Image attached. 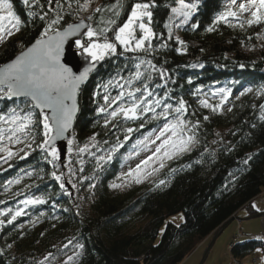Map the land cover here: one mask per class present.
Returning a JSON list of instances; mask_svg holds the SVG:
<instances>
[{
  "label": "trees",
  "instance_id": "trees-1",
  "mask_svg": "<svg viewBox=\"0 0 264 264\" xmlns=\"http://www.w3.org/2000/svg\"><path fill=\"white\" fill-rule=\"evenodd\" d=\"M10 2L13 10L29 22L8 39L6 48L5 45L0 48V60L7 58L5 51L8 56L15 55L21 43L34 42L43 26L38 18L33 21L28 17L30 9L23 0ZM112 2L92 0L91 7ZM133 2L125 0L127 8L118 24L126 20ZM157 3L152 24L156 38L152 43L158 50L149 59L165 70L170 78L168 90L174 98L185 100L187 119L193 123L199 120L200 143L190 153L171 161L154 184L133 186L123 192L111 190L110 185L120 171L125 148L98 171H95V157L84 155L79 164L84 171L78 172L76 181L88 177L91 180L83 186L95 184L86 211L80 208L79 192L74 189L69 190L70 195L62 192L51 176V166L42 160L38 150L25 159H20L24 154H19L0 170V210H15L29 196L42 197L47 203L29 206L27 214L11 225L6 223L10 215L0 217L5 221L0 226V264H38L49 253L52 257L46 262L63 255L59 264H64L68 257L73 258L70 264H181L198 245L214 236L264 192V109L259 107L264 104V95H256L264 85V23L248 26L233 18H229V23H213L217 13L227 9L230 0H199V11L194 17L199 28L173 29L174 21L170 19L173 0H157ZM165 24L169 27L165 28ZM209 27L213 31L209 32ZM175 34L185 42V54H177L175 49L180 45ZM161 44L167 47L159 48ZM116 64H123V59L102 61L82 87L79 113L70 134L76 147L86 146L93 134H98L97 141L115 142L111 125L103 127V117L94 111L103 100L97 97V103H93L92 98L97 85L114 74ZM154 79L163 83L158 80V74ZM249 86L253 91L240 95ZM220 88L231 90L226 109L213 111L199 104L204 95ZM100 91L103 94V89ZM154 124L146 125V130ZM133 135L139 137L141 132ZM120 138L123 140L122 133ZM249 156L250 163L243 165V159ZM76 158L79 159V154ZM196 160L201 162L197 164ZM189 164L191 167H186ZM58 167L63 170L62 164L58 163ZM173 168L177 169L174 177L170 174ZM17 177L18 184L6 187L8 180ZM161 179L167 183L155 187ZM178 213L184 217L180 225L164 226L169 217ZM260 237L232 243V260L239 263L256 251L264 257V236Z\"/></svg>",
  "mask_w": 264,
  "mask_h": 264
},
{
  "label": "snow or ice",
  "instance_id": "snow-or-ice-1",
  "mask_svg": "<svg viewBox=\"0 0 264 264\" xmlns=\"http://www.w3.org/2000/svg\"><path fill=\"white\" fill-rule=\"evenodd\" d=\"M23 3L30 9L28 17L33 21L38 18L43 26L34 42L30 45L21 43L15 55L8 56L5 51L7 58L0 60V153L6 154L0 156V161L7 163L20 152L24 153L20 159H25L32 151L38 150L42 160L51 166V176L58 182L59 188L64 194L70 195L66 183L77 187V181L72 179L75 170L69 168V178L65 181L58 167V162H63V149L58 142L66 139L68 152L73 151V139L67 138V134L79 111L82 87L98 65L111 58H122L123 64L115 65L114 74L97 85L92 98L93 103H97V97L103 100L102 104L97 103L94 111L98 117H103V127L109 128L111 125L110 132L116 137L114 143L108 139L97 141L98 134L90 137L91 147L96 149V153H101H90L99 168L102 169L106 161L129 143V155L149 151L150 146L155 145L154 151L126 174L140 184L147 175L164 168L165 161L190 153L200 143L199 120L193 123L187 119L188 106L185 100L182 97L174 98L168 90L170 78L165 70L149 59L153 51L158 50L153 48L152 43L156 38L152 24L153 9L158 7L157 0H135L122 24H118V20L127 8L125 0H113L107 6L95 8H91L92 0H23ZM198 11L199 0H173L170 19L176 28L190 26L196 30L200 26L199 21L194 20ZM245 13L250 16L246 20L248 26L264 23V0H230L227 9L219 11L213 23H229V18L235 19ZM28 22L13 10L10 0H0V45L6 48L8 39L21 32L22 25L26 27ZM164 26L169 27L167 24ZM207 30L211 32L213 28ZM168 38H172L171 30ZM176 43L180 45L175 49L177 54H185V42L176 37ZM165 47L166 44L159 46ZM157 74L158 80L163 83L154 79ZM100 89H103V94ZM200 91L197 89V92ZM252 91L253 88L249 86L240 95ZM217 95L220 97L219 103L210 104L205 98L199 100V104L216 111L229 100L231 90L220 88L218 93L213 91L212 96ZM256 95H264V85ZM259 107L264 109V104ZM204 119L208 120V117ZM153 122L154 126L146 130V125ZM133 124L137 126H131ZM135 132H141V136L134 137ZM121 133L123 140L120 138ZM15 145L24 147L14 152L9 146ZM102 145L109 146L103 148ZM88 150L86 145L79 152ZM204 151L207 152V149ZM251 159V156L243 159L242 164L248 165ZM200 162L195 161L197 164ZM157 163L158 167H151ZM149 167L151 171H147ZM186 167H191V164ZM79 171L83 172V167ZM176 172L177 169H170L172 177ZM27 174L30 176L31 172ZM85 179L88 177L78 182L83 183ZM19 182V177L8 180L6 187ZM166 183V179H161L155 187ZM89 187L94 188L95 184H89ZM111 187L121 185L113 184ZM45 203L47 201L42 197L29 196L21 200L15 210H0V217L10 215L6 223L11 225L18 217L27 214L29 206ZM4 224L5 221L0 219V226ZM50 257L52 253L38 261V264H45ZM72 259L68 257L64 264H70Z\"/></svg>",
  "mask_w": 264,
  "mask_h": 264
},
{
  "label": "rangeland",
  "instance_id": "rangeland-1",
  "mask_svg": "<svg viewBox=\"0 0 264 264\" xmlns=\"http://www.w3.org/2000/svg\"><path fill=\"white\" fill-rule=\"evenodd\" d=\"M246 2V0H245ZM97 6L91 7V8H95ZM235 10H238L235 9ZM84 15H87V13H84ZM99 15V14H98ZM250 18V16L245 13L243 15L238 16L237 18H235L236 20H242L244 22H246V20ZM175 26H173L172 28L174 29ZM16 35H14L13 37H15ZM175 37H177V34L174 35ZM11 37V38H13ZM10 39V38H9ZM153 42V41H152ZM3 45H0V48ZM213 91H216L217 93L219 92V89H215L212 90L211 93L207 96L204 95L205 97H202V99L207 98L210 104H217L219 103V95H217L216 97L212 96ZM228 101L219 109H217V111L226 109L225 106L227 105ZM206 109H211V108H206ZM212 110V109H211ZM144 134H147V132H145ZM140 137V136H139ZM71 138V136L69 137ZM91 141L88 142L87 146H88V151L81 153L79 152L80 148L83 147H76L75 144L73 143L72 145V149L73 151L71 153L68 152V145L66 142V155L64 158V161L60 164H62V171L64 174V179L65 181L68 180V172H69V168H72L75 170V173L72 177L73 180L76 181V179H78V172L81 173L79 170L81 168L80 164V160L82 159V157L84 155L90 154L91 152L93 153L95 151V148L91 147ZM134 143V141L132 142ZM159 143V142H157ZM11 148L12 151L16 152L19 148L24 147L23 145H15V146H9ZM155 145L150 146V150L149 151H141L139 152V154H133V155H129V151L131 150V143H129L128 145H126V150H125V154L122 155L121 157V165H120V171L118 172L115 181L113 183H111V185L113 184H117V185H121V187H117V188H112L110 185L111 190L115 191V192H123L125 190H127L130 187L133 186H139V185H149V184H154L155 181H157L159 175L161 173H163L164 169L167 167V165L173 161L172 160H167L165 161V167L162 169H159L158 172H155L151 175H147L146 178L143 179V182L140 184H137L135 182L134 179H132L131 177H127L126 174L129 171V169H135L136 165L140 163L141 160H143L146 156L150 155L152 151H154ZM123 149V148H122ZM121 149V150H122ZM26 151H28L27 149H25ZM24 154L23 152L19 153ZM79 154V159L76 158V155ZM6 155L5 153H0V156ZM19 156V155H17ZM14 156L13 158L17 157ZM12 158V159H13ZM113 158V157H112ZM8 160L7 163H3L2 161H0V170H3L4 168H6L9 164V162L12 160ZM108 162V161H106ZM64 165H67V167H65ZM86 165V164H85ZM95 166L97 167V169H95V171L99 169V167L97 166V163L95 164ZM158 163L155 165H152L151 167H158ZM151 167H149L147 169V171H151ZM93 177V176H92ZM91 177V178H92ZM83 177H80V179ZM91 179L87 180L85 179L83 183H79L77 182V187L73 188L71 186V184H67L68 189L71 191V189H74L76 193L79 192L78 197H79V205L80 208L84 211L88 210L89 207V203L91 201V192L93 188H90L89 186L85 185L83 186L84 183L90 181ZM83 186V189H82ZM249 210H240V215L237 216L238 219H244L247 218L248 215L246 216V214H248ZM264 218L263 217H259V218H254L251 220H244V221H233L226 229H224V231L218 236V238L215 240L212 248L210 249L208 256L204 262V264H237L236 262H234L230 256V248L232 246V243H236L238 240L244 239V238H254V237H260L257 236V232L262 231L263 228L261 227V220ZM184 220L183 214L182 213H178L175 214L171 217H169L166 222L164 223V226L167 223H172L175 225H180ZM242 226V227H241ZM247 233V234H246ZM244 234L248 235L245 236ZM261 234H263V232H261ZM238 235H241V238H237ZM252 236V237H251ZM212 237L204 240L200 245H198L196 247V249H194V251L181 263V264H200L201 260L203 259V256L206 253V250L209 246V244L212 241ZM260 239H262V237H260ZM63 259V255H57L54 259L50 260L49 262H45V264H59ZM253 259H257V263L256 264H264V257L262 256V254L258 251H256L253 255L247 257L246 259L242 260L241 263L242 264H253L251 263V261Z\"/></svg>",
  "mask_w": 264,
  "mask_h": 264
},
{
  "label": "water",
  "instance_id": "water-1",
  "mask_svg": "<svg viewBox=\"0 0 264 264\" xmlns=\"http://www.w3.org/2000/svg\"><path fill=\"white\" fill-rule=\"evenodd\" d=\"M81 70H82V68H81ZM78 113H79V111H78ZM78 113H77V115H76V117L74 118V121H73V126H74V123H75V120H76V118H77V116H78ZM72 129H73V127H72ZM72 129L70 130V133L69 134H67V138H69L70 137V134H71V131H72ZM66 142H67V140L65 139L64 141H60V142H58L59 143V145H60V147L63 149V161H64V158H65V155H66ZM264 216V213H261V214H254V215H251V216H248L247 218H244V219H238L236 216H234V217H232L225 225H223L217 232H216V234L213 236V238H212V241H211V243L209 244V246H208V248H207V250H206V253H205V255L203 256V259L201 260V262H200V264H204V262H205V260H206V258H207V256H208V253H209V251H210V249L212 248V246H213V244H214V242H215V240L218 238V236L224 231V229H226L233 221H244V220H251V219H254V218H259V217H263Z\"/></svg>",
  "mask_w": 264,
  "mask_h": 264
},
{
  "label": "crops",
  "instance_id": "crops-1",
  "mask_svg": "<svg viewBox=\"0 0 264 264\" xmlns=\"http://www.w3.org/2000/svg\"><path fill=\"white\" fill-rule=\"evenodd\" d=\"M255 205V207H253ZM249 210L246 216H251L254 214H261L264 213V192L261 193L257 198H255L247 207L242 208L241 210ZM252 213V214H251ZM240 215V211L236 214V217ZM261 227L263 228L262 231H258L257 236H264V218L261 220ZM242 227V226H241ZM263 232V234H261ZM247 234V233H246ZM244 234L245 236H248ZM252 237V236H251ZM249 238V237H248Z\"/></svg>",
  "mask_w": 264,
  "mask_h": 264
},
{
  "label": "built area",
  "instance_id": "built-area-1",
  "mask_svg": "<svg viewBox=\"0 0 264 264\" xmlns=\"http://www.w3.org/2000/svg\"><path fill=\"white\" fill-rule=\"evenodd\" d=\"M242 236L241 235H238V237L237 238H241ZM232 249V246H231V248H230V250ZM257 259H253L252 261H251V263H253V264H256L257 263ZM237 264H242L241 262H237Z\"/></svg>",
  "mask_w": 264,
  "mask_h": 264
}]
</instances>
